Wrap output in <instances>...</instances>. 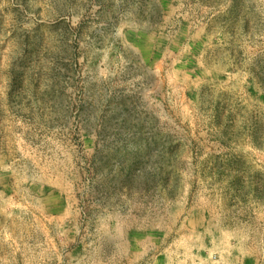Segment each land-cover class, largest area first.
<instances>
[{
	"label": "rangeland",
	"instance_id": "1",
	"mask_svg": "<svg viewBox=\"0 0 264 264\" xmlns=\"http://www.w3.org/2000/svg\"><path fill=\"white\" fill-rule=\"evenodd\" d=\"M252 246L264 0H0V264H235Z\"/></svg>",
	"mask_w": 264,
	"mask_h": 264
},
{
	"label": "crops",
	"instance_id": "2",
	"mask_svg": "<svg viewBox=\"0 0 264 264\" xmlns=\"http://www.w3.org/2000/svg\"><path fill=\"white\" fill-rule=\"evenodd\" d=\"M252 259L250 261L236 260L235 264H264V251L259 248L251 247ZM257 256L258 259H253Z\"/></svg>",
	"mask_w": 264,
	"mask_h": 264
}]
</instances>
